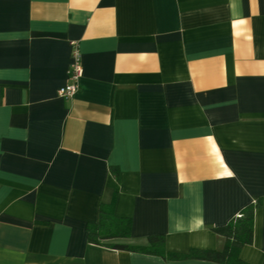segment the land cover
I'll return each mask as SVG.
<instances>
[{"label":"crops","instance_id":"1","mask_svg":"<svg viewBox=\"0 0 264 264\" xmlns=\"http://www.w3.org/2000/svg\"><path fill=\"white\" fill-rule=\"evenodd\" d=\"M113 198L176 253L259 199L264 264V0H0V264H221L89 243Z\"/></svg>","mask_w":264,"mask_h":264},{"label":"trees","instance_id":"2","mask_svg":"<svg viewBox=\"0 0 264 264\" xmlns=\"http://www.w3.org/2000/svg\"><path fill=\"white\" fill-rule=\"evenodd\" d=\"M111 172L117 175V167L112 166ZM259 203V199H254L226 224L213 228L214 232L224 240L221 249L191 248L187 253L169 252L164 248L162 234L147 236L143 244L131 243V220L115 214L114 198L109 202H100L97 221L86 226L87 240L91 244L112 249L159 255L165 260L195 259L221 264H248L240 258L239 253L245 244L252 241L253 214Z\"/></svg>","mask_w":264,"mask_h":264},{"label":"built area","instance_id":"3","mask_svg":"<svg viewBox=\"0 0 264 264\" xmlns=\"http://www.w3.org/2000/svg\"><path fill=\"white\" fill-rule=\"evenodd\" d=\"M70 44V63L67 69L68 83L57 90L60 97H71L79 87V79L83 74L81 52L77 41L71 40Z\"/></svg>","mask_w":264,"mask_h":264}]
</instances>
